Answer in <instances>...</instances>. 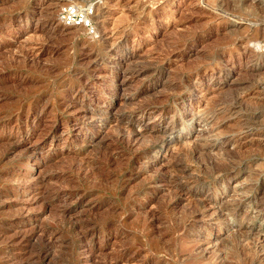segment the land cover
Wrapping results in <instances>:
<instances>
[{
  "label": "rangeland",
  "instance_id": "obj_1",
  "mask_svg": "<svg viewBox=\"0 0 264 264\" xmlns=\"http://www.w3.org/2000/svg\"><path fill=\"white\" fill-rule=\"evenodd\" d=\"M89 1L0 0V264H264V0Z\"/></svg>",
  "mask_w": 264,
  "mask_h": 264
},
{
  "label": "built area",
  "instance_id": "obj_2",
  "mask_svg": "<svg viewBox=\"0 0 264 264\" xmlns=\"http://www.w3.org/2000/svg\"><path fill=\"white\" fill-rule=\"evenodd\" d=\"M65 3L58 12V18L65 27L81 28L89 35L95 33V3L82 0H63Z\"/></svg>",
  "mask_w": 264,
  "mask_h": 264
},
{
  "label": "bare ground",
  "instance_id": "obj_3",
  "mask_svg": "<svg viewBox=\"0 0 264 264\" xmlns=\"http://www.w3.org/2000/svg\"><path fill=\"white\" fill-rule=\"evenodd\" d=\"M169 88H170V87H169ZM148 108H149V107H148ZM132 127H133V126H132ZM125 128H126V127H125ZM129 130H130V129H129ZM126 131H128L127 128H126ZM128 132H129V131H128ZM136 134H137V133H136ZM138 134H139V133H138Z\"/></svg>",
  "mask_w": 264,
  "mask_h": 264
}]
</instances>
